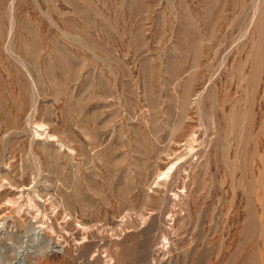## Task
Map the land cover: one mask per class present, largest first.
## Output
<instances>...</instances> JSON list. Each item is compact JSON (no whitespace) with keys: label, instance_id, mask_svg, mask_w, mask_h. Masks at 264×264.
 I'll return each mask as SVG.
<instances>
[{"label":"rangeland","instance_id":"rangeland-1","mask_svg":"<svg viewBox=\"0 0 264 264\" xmlns=\"http://www.w3.org/2000/svg\"><path fill=\"white\" fill-rule=\"evenodd\" d=\"M21 241L264 264V0H0V257Z\"/></svg>","mask_w":264,"mask_h":264},{"label":"clouds","instance_id":"clouds-1","mask_svg":"<svg viewBox=\"0 0 264 264\" xmlns=\"http://www.w3.org/2000/svg\"><path fill=\"white\" fill-rule=\"evenodd\" d=\"M51 251L50 245H42L29 252L26 244L21 241L13 245V251L7 257H0V264H23L29 255L46 256Z\"/></svg>","mask_w":264,"mask_h":264}]
</instances>
